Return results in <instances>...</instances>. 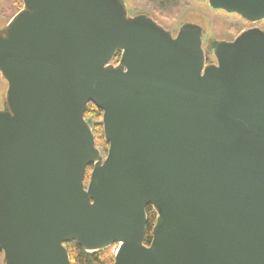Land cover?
Here are the masks:
<instances>
[{"label":"water","instance_id":"water-1","mask_svg":"<svg viewBox=\"0 0 264 264\" xmlns=\"http://www.w3.org/2000/svg\"><path fill=\"white\" fill-rule=\"evenodd\" d=\"M22 1L0 29L4 263L75 264V241L117 244L114 264H264V30L214 40L207 63L198 24L174 35L125 0ZM207 1L264 20V0Z\"/></svg>","mask_w":264,"mask_h":264},{"label":"rangeland","instance_id":"rangeland-1","mask_svg":"<svg viewBox=\"0 0 264 264\" xmlns=\"http://www.w3.org/2000/svg\"><path fill=\"white\" fill-rule=\"evenodd\" d=\"M125 3L129 15L147 14L174 35L184 23L200 25L203 28V48L207 63L215 62V56L209 47L212 41L234 39L239 31L248 25L264 28V20L249 23L238 14L212 8L207 0H125ZM22 8V0H0V29H3ZM118 62L114 61V64ZM7 89L8 82L0 72V109L4 107ZM99 148L106 155L108 148ZM117 249L118 245H113L112 251L116 252ZM0 264H5L3 253H0Z\"/></svg>","mask_w":264,"mask_h":264},{"label":"trees","instance_id":"trees-1","mask_svg":"<svg viewBox=\"0 0 264 264\" xmlns=\"http://www.w3.org/2000/svg\"><path fill=\"white\" fill-rule=\"evenodd\" d=\"M120 54H118L114 61H119ZM85 116L91 118L94 122L93 132L95 135L96 144L98 147H102L105 150L108 148V143L105 140L103 124L101 122L103 111L96 107L93 103H90ZM92 166L87 169L86 183L89 181ZM147 211V227L146 234L144 238V243L150 245L153 238V227L156 223V212L153 210L151 205L146 208ZM66 247L70 255L71 260L75 264H114L115 261V251H112L113 246L97 251L88 252L81 246H79L75 241L67 243Z\"/></svg>","mask_w":264,"mask_h":264},{"label":"flooded vegetation","instance_id":"flooded-vegetation-1","mask_svg":"<svg viewBox=\"0 0 264 264\" xmlns=\"http://www.w3.org/2000/svg\"><path fill=\"white\" fill-rule=\"evenodd\" d=\"M131 16V15H130ZM240 16V15H239ZM240 18H242L241 16H240ZM243 19V18H242ZM243 20H245V19H243ZM245 21H247V22H249V23H252V22H250V21H248V20H245ZM187 23H191V22H187ZM253 27H258V28H260V29H262V30H264V28L263 27H259V26H257V25H248L247 27H244V28H242L239 32L241 33V31H244V30H246V29H249V28H253ZM178 33V32H177ZM221 40H227V41H229V40H232V39H228V38H223V39H221ZM213 42V41H212ZM211 42V43H212ZM211 45V44H210ZM210 47V46H209ZM211 50V49H210Z\"/></svg>","mask_w":264,"mask_h":264}]
</instances>
